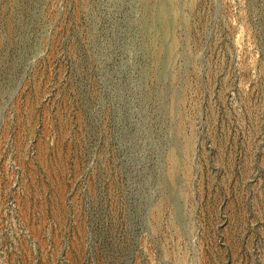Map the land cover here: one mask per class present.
Returning a JSON list of instances; mask_svg holds the SVG:
<instances>
[{
    "label": "rangeland",
    "instance_id": "374dc122",
    "mask_svg": "<svg viewBox=\"0 0 264 264\" xmlns=\"http://www.w3.org/2000/svg\"><path fill=\"white\" fill-rule=\"evenodd\" d=\"M0 264H264V0H0Z\"/></svg>",
    "mask_w": 264,
    "mask_h": 264
}]
</instances>
